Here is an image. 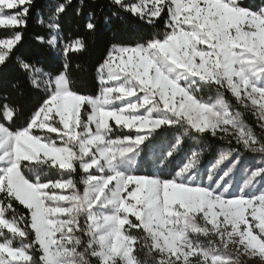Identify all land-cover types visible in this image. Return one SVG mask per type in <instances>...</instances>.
Listing matches in <instances>:
<instances>
[{"label":"snow or ice","instance_id":"6c2138e0","mask_svg":"<svg viewBox=\"0 0 264 264\" xmlns=\"http://www.w3.org/2000/svg\"><path fill=\"white\" fill-rule=\"evenodd\" d=\"M69 2L37 21L52 73L17 52L34 0H0V67L23 74L0 89V264H264V0H109L157 30L108 49L94 94L71 74L84 38L60 35Z\"/></svg>","mask_w":264,"mask_h":264},{"label":"trees","instance_id":"16d2710c","mask_svg":"<svg viewBox=\"0 0 264 264\" xmlns=\"http://www.w3.org/2000/svg\"><path fill=\"white\" fill-rule=\"evenodd\" d=\"M59 2H62V0H34V7L27 27L23 30V41L17 49L18 54L24 59L44 71L52 73L61 70L63 58L47 43H40L35 37L40 35L47 38L50 35L48 29L37 22L38 17L42 16L47 21L51 10ZM116 11L117 9L110 6L109 0H70L66 11L60 17V35L65 41L75 37H83L86 42V50L71 55V74L77 84L88 94H94L98 89L96 70L112 45L133 44L157 30L124 12L114 16L113 13ZM90 14L94 16L96 24L94 32L85 28ZM158 29L162 30V23L158 26ZM8 35H11V33L0 27V36ZM18 79H23V74L13 62H9L6 67H0V89L11 92V83ZM200 94L207 97L213 95V90L206 88ZM41 95L40 92L26 86L23 94L13 92L12 98L15 103L25 109V115H27L39 104ZM247 121L254 124V118L251 115L247 117ZM15 123L18 125L21 121L18 119ZM256 131L259 133L258 128ZM163 139L161 137V142ZM206 142L212 146V149L220 146L217 141L211 138H206ZM191 147H193V142L189 141L184 152H187ZM184 152L170 165L173 170L176 167V161L182 160ZM214 155L215 152L212 155L206 153L204 156L205 162L211 160ZM258 160L259 157L253 158L249 155L245 160V164H255ZM139 171L141 174L153 171L152 161L147 151L144 154Z\"/></svg>","mask_w":264,"mask_h":264},{"label":"rangeland","instance_id":"374dc122","mask_svg":"<svg viewBox=\"0 0 264 264\" xmlns=\"http://www.w3.org/2000/svg\"><path fill=\"white\" fill-rule=\"evenodd\" d=\"M209 96V95H208ZM260 132V130H259ZM242 183V182H241ZM244 264H255V261L253 259H245Z\"/></svg>","mask_w":264,"mask_h":264}]
</instances>
